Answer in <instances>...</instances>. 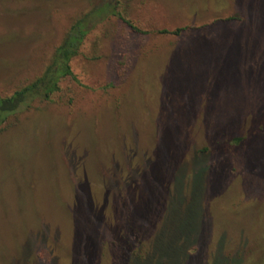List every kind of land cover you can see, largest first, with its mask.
I'll return each instance as SVG.
<instances>
[{
	"label": "rangeland",
	"instance_id": "rangeland-1",
	"mask_svg": "<svg viewBox=\"0 0 264 264\" xmlns=\"http://www.w3.org/2000/svg\"><path fill=\"white\" fill-rule=\"evenodd\" d=\"M87 1L0 0V95L10 94L36 75L66 23ZM233 1L241 2L124 0L123 6L140 14L142 20L173 29L192 25L194 18L215 13L221 2ZM226 6L228 11L233 8L231 15L239 12L229 3ZM238 6L244 7L246 15L252 12L253 20L246 28L211 27L179 42L172 36L145 41L132 38L128 49L132 55L143 44L147 49L170 48L145 61L131 59L125 88L117 80L119 58L114 44L109 41L107 47L104 42L109 33L98 31L86 56L75 63L76 73L90 91L79 99L73 113L55 111L40 116L26 112L19 116L16 127L0 137V264H19L37 248L50 255V264H119L116 249L109 245L105 251L102 245L121 237L128 225L141 229L148 222L158 230L171 222L166 235L159 231L143 235L150 245L156 243L163 249L181 245L170 251L172 258L166 264H175L192 242L202 247V253L232 245L217 258L216 264H225L227 256L239 255L241 244L235 245L234 239L240 232L248 238V230L257 223V231L264 233V169L249 179L251 194L235 200L243 199L238 210L242 213L227 214L237 222L223 223L228 227L218 235L220 240L209 238L201 226L202 217L208 214L201 207L206 208L215 192L203 176L185 210L164 218L173 201L177 204L182 199L180 192L187 179L183 176L189 172L185 165L175 168L174 159L186 148L193 153L215 146L218 141L209 137L205 142L195 141L214 120L215 128L224 123L221 112L226 108L253 111L264 92V44L259 43L264 40V0H246L245 4L242 0ZM228 76H239L242 84L230 79V84H224ZM109 83L116 84V89H109ZM213 104L220 118L215 115L199 123L200 110H209ZM261 116L238 125L226 138L263 130L264 114ZM51 122L61 130L49 134ZM209 155L205 157L212 164ZM235 168L231 166L230 172L236 174ZM176 172L181 174L180 192L173 199L169 197ZM152 177L163 182L158 192L149 191ZM254 198L260 201L255 203ZM244 209L249 210L246 216L241 215ZM251 241L243 251L248 256L235 264H254L263 254L253 247L255 235ZM196 253L190 250L187 263L204 264V257L192 258Z\"/></svg>",
	"mask_w": 264,
	"mask_h": 264
},
{
	"label": "trees",
	"instance_id": "trees-1",
	"mask_svg": "<svg viewBox=\"0 0 264 264\" xmlns=\"http://www.w3.org/2000/svg\"><path fill=\"white\" fill-rule=\"evenodd\" d=\"M87 2L88 5L76 16L71 17L66 23L67 26L62 37L53 47L47 61L43 63L36 75L28 80L26 84L17 87L10 94L0 95V137L16 127L18 122H20L19 116L26 112H37L40 116L45 115V113L51 114L55 111L70 110L69 113H73L79 99H83L90 91L89 87L83 84L82 77L76 73L75 63L80 57L84 58L86 56L85 52L88 49V45L98 31L106 34L109 33L106 36L107 41L104 42L106 46L109 41H112L114 44V49L116 51L114 53H117L115 56L119 58L118 67L116 69L117 80L119 84L121 82L120 86L124 84L123 88H125L128 81L126 76L129 73L127 69L129 68L131 59L138 57L140 60L142 59V61H145L148 57L157 54L161 50L170 48V46L163 45L153 49L149 46V49H147L143 44L140 45L135 51V54L132 55V51L129 52L128 50L131 47L130 40L132 38H139L145 41L147 38H165L172 36L179 39V42L182 41V39L184 41L185 36L188 38L191 34L211 27L224 26L246 28L251 25V20H253L252 12L246 15L245 13L247 12L243 11L244 7L238 6L241 4L242 0L241 2H221L217 6V11L215 13L209 12L204 17L194 18V23L192 25H178L173 29L167 27L161 28L145 19L142 20L140 14H134L124 8V0H88ZM226 3H229L230 6H235L237 8L236 10H239V12L235 15H231L233 8L229 11L224 9L227 7ZM243 3L245 4L246 0H243ZM2 39L6 40L3 36L1 40ZM259 43L264 44V40L259 41ZM237 77L239 76L225 77L226 81L224 80V84H230V80L233 82L238 81L242 84L239 81L241 78L238 79ZM106 86L114 90L117 87L116 84L113 83H109ZM248 86H250V83ZM261 90L264 91V85H262ZM261 94L262 96L259 97L260 101L253 111H234L226 108V110L221 112L222 116L226 118L224 123L219 124L215 128L214 120L210 128L206 127L205 135L201 134L195 141L205 142V140L208 139L207 137H209L213 139V141H218L215 146L197 150L193 153H189L188 148H186L180 156L174 159L173 165L175 168L185 165V167L189 168V172L183 176L187 179L183 181L184 190L182 192L177 190L178 184L181 181V174H177V172L175 174L172 173L176 182L175 186L171 188L174 195L171 193L172 196L169 198H176L175 195H178L180 192V198L182 196V199L177 200V204H173V201L169 207V209L172 207V210L167 211L164 218H167L169 214L172 215L173 212L182 213L185 210L189 204L187 201L192 199L190 198V195H193L192 190H195L194 187L198 184L200 177L203 176V180H209V185L211 184L215 192L213 196L210 197L211 201L208 202L206 208L204 206L201 207V212L208 211V214L206 216L204 214L205 217H202V229L207 232L209 238H217L220 240L221 237L218 235H222L224 230L228 227V225H224L223 223L226 222L229 225H234V223L237 222L236 219L231 220L227 218L228 215H232L235 210H237L236 214L242 213V211L238 210L242 208L243 199H240V202L238 201L237 203L236 199L242 197L243 194H251V187L247 185L251 182L249 179H252L264 169V129L255 130L248 133L247 136L240 134L232 138L226 137L229 136L227 133L230 131V134L238 125L246 124L251 118L257 119L262 117L261 115L264 114V92H261ZM120 106L121 102L117 108L119 109ZM209 107V110L204 108L200 110L202 117H199V123H201V121L205 122L212 117L215 118V115L220 118L219 111L215 109V104ZM50 126L49 134L56 133V128L61 130L52 122ZM68 126L70 125L68 124ZM190 148H192V145ZM185 152L188 154H185ZM183 154L185 157L182 156ZM208 154H210L209 156L213 159L212 164H210L209 159L207 160L205 157ZM233 165L237 167V169L235 168L237 171L236 174L230 172V167ZM218 177H220V179ZM162 184V181L157 182L152 177V186L149 191L153 190L154 192H158ZM219 191L221 194L218 193ZM252 200H254L255 203L260 201L255 198ZM245 202L247 201L245 200ZM262 206H264V204ZM252 207L248 209L251 210ZM156 208L159 212V207L157 205ZM248 209H244V214L241 215H248ZM261 210L264 212V209ZM256 224L253 223L252 229L248 230V238L241 232L237 235V239H234V244L238 246L241 244L238 249L239 255L233 258L227 256L226 259L223 257L225 264L227 262L228 264H235L236 260L237 262L238 260L240 261V259L244 260L248 255L244 256L243 251L252 242L251 236L254 238V235L255 242L253 247L257 251L260 250L263 253L255 260L254 264H264V233H262V231H257ZM259 224H261V222ZM170 225L171 222L161 227L159 230L157 225L156 230L155 225L150 224V222L141 229H139V226L136 224L128 225L126 230L121 232V237L112 238L111 241L102 245V249L106 251L109 245H112L117 251V263L119 264H134V262L135 264H166L170 262L172 258V256H169L171 255L170 251H177L181 248V245H179V247L175 245L169 249H163L156 245V243L150 245L149 242H147V237H143V235L152 236L155 231H159V235L162 233L166 235ZM237 227L241 231V227L238 225ZM260 227L262 228V225ZM161 237L162 236L158 239L160 240ZM182 237L185 238L184 236H181V238ZM121 238L122 241L124 240L125 244H127L126 246L120 243L119 239ZM183 241H185L183 243L187 242L185 239H183ZM188 244L189 245L183 251L184 255L174 260L176 261L175 264H189L187 262L190 258L189 254L191 249L197 252L192 255V258L197 255L198 258L204 257V264H216L218 256L222 257L226 249L232 248V245H227V243L225 245V242L221 241V246L225 245V247L219 249L217 246L215 250L202 253L199 250L202 247H198L195 242ZM205 247H208V245ZM221 250L223 251L222 254L220 253ZM49 256L50 255L42 248H37L30 257H25L19 264H50ZM252 258L251 256L249 259Z\"/></svg>",
	"mask_w": 264,
	"mask_h": 264
}]
</instances>
